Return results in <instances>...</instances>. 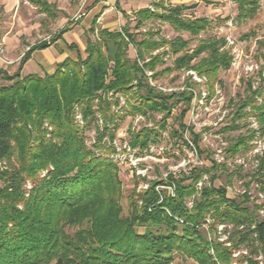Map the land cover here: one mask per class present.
<instances>
[{
	"label": "trees",
	"instance_id": "obj_1",
	"mask_svg": "<svg viewBox=\"0 0 264 264\" xmlns=\"http://www.w3.org/2000/svg\"><path fill=\"white\" fill-rule=\"evenodd\" d=\"M234 1L240 21L254 18L260 9L259 0ZM32 3L50 17L57 15L56 5L48 0ZM187 8L186 4L166 6L163 0H154L132 15L123 11L127 23L121 30L99 29L96 38L87 37L85 58L80 53L77 60L68 58L53 73L22 75L21 69L14 73L0 69V78L10 82L0 85V264H171L176 254L197 264H219L242 247L249 249L248 256L241 255L248 264H258L256 256H264V220L259 206L247 205V191L238 200L229 196L225 185L214 184L217 177L212 172L227 171L226 164L210 159V166L196 165L189 174L175 177L169 173L165 179L149 181L146 189H132L126 215L119 165L96 152L115 150L111 141L129 114L164 113L159 122L165 128L174 107L184 103L179 118L180 126L186 128L183 118L191 108L193 92L188 87L193 83L188 82L187 89L181 91H158L147 83L139 65L145 55L169 45L170 52L181 54L161 74L194 69L208 79L211 89L220 81V72L230 68L233 55L226 48L225 37H212L190 51L189 42L181 36L169 40L156 38L157 31H148L137 38L136 31H131L134 20L135 30L149 20L160 19L193 36L211 26L209 17L185 16ZM67 30L63 27L52 40ZM96 30L94 23L90 32ZM48 45L42 41L31 46L21 63L36 48ZM131 46L136 49L135 58L129 55ZM203 52L207 54L193 63ZM110 62L114 66L108 73ZM161 62L156 55L145 66L154 69ZM248 89L250 95L239 101L235 114L238 119L255 117L259 127L239 135L227 148L230 155L253 149L251 142L258 132L264 135V85L252 91L249 83ZM99 91L107 92L106 96L100 98ZM110 91L128 97L125 114L112 111L115 101L108 97ZM77 107L85 118L84 126L75 118ZM248 107L251 109L246 112ZM93 126L96 141L89 145L86 133ZM239 127L240 123L233 121L225 129ZM187 128L197 153L203 154L200 135ZM159 135V129L143 128L132 133L131 143L144 148ZM185 143L191 148L188 140ZM207 173H212L211 184L199 188L198 182ZM253 176L262 178L264 190V156ZM160 184H174V195L157 190ZM190 199L192 207L187 205ZM219 225H224V241L217 239ZM208 233L216 239L209 241Z\"/></svg>",
	"mask_w": 264,
	"mask_h": 264
},
{
	"label": "rangeland",
	"instance_id": "obj_2",
	"mask_svg": "<svg viewBox=\"0 0 264 264\" xmlns=\"http://www.w3.org/2000/svg\"><path fill=\"white\" fill-rule=\"evenodd\" d=\"M49 1L55 3L57 6V15L55 17L48 16L32 3V0H0L1 59L8 60L17 58L14 64L17 63L23 54L20 52H22V50L24 52L28 45L36 44L42 40L49 41L55 33L57 32L58 34L63 27H67L68 24L83 19L86 12L89 11L90 4L93 2V0ZM129 1L131 3L134 2V0ZM152 1L154 0H141V2H143V7L147 4L151 5ZM163 1L166 6L186 4L188 8L184 10L185 16L192 18L209 17L212 19V24L206 31H202L200 34L193 36L187 31L176 30L169 22L160 19L149 20L139 30H135L134 20L132 21L131 31H136L137 38L144 37L145 33L148 31H157L159 34H157L156 38L162 36L169 40L181 36L184 40L189 42L187 48L192 51V49L202 41L212 37H225L226 40L229 38L234 41L236 48L240 51L241 59L236 66L232 65L231 62V66L228 70H222L220 72V81L214 84L215 91L211 89V83L207 78L199 83L193 79L189 70L194 69H182L161 74V71L166 67L172 66L173 61L181 54V52L178 54L173 53L172 50L170 52L169 45L154 51L152 54L145 55L141 62H139L140 67L143 68L146 73L147 83H149L148 72H152L151 74H153L152 77L154 82L166 88L172 87L176 91H181L184 87L187 88L188 82L193 83L192 87L188 88L193 92L191 107H195V112L194 115H192L189 110L184 116L183 123L186 126L185 129L180 126L179 118L181 111L185 108L186 104L184 103H180L177 107H174L172 115L165 121V128L160 126L161 122L159 121L163 120L162 118L164 117V113L160 112H155L153 114L151 112L147 114L138 113L139 115L145 116V120L140 122L139 125L138 122H135L136 115L133 114L127 115L126 118L122 120L119 132L125 137H129L130 143L132 133L139 132L143 128L159 129L160 132L159 139L156 142H150V144H152L151 153L153 155L148 157L147 160H144L145 164L151 166L147 176L139 177L134 168V164H118L120 176L123 181L124 213L127 215L130 211L127 201L128 194L134 188L140 191L141 189L139 188L141 183H148L155 179H165L172 169L177 172L178 177H181L184 171H188L196 165L210 166V159H214L217 163L226 164L225 166L228 169L225 171V169L220 168L212 172L217 177L214 181L215 186L225 185L229 196L238 200H242V196L247 191V194L250 196L247 205L253 207L257 204L259 206L258 213L260 214V219L264 220V190H262V180H260L262 178L253 176L259 168L260 158L264 156V151L257 155H255L256 153L254 151L252 152V149L240 152L236 155L227 153L228 146L236 140L239 135H246L249 129L253 128L250 117L247 118L244 116L238 119L236 116L235 113L239 106V101L250 95L251 91L248 89L249 83L252 91L264 85V48L261 47V42L264 39V0H259L260 9L254 18H248L242 21L237 19L238 6L234 0ZM158 11H163V9L158 8ZM96 26L98 25L96 24ZM99 29L101 28L99 27L96 30L97 34L91 32L92 38L97 37ZM132 46L129 55L131 58H135L136 50ZM230 46L231 45L227 42L226 48H230L232 53L233 46ZM206 54L207 52L200 54L193 60V63L198 62ZM156 55H160L162 62L154 69L145 66V63L149 62L152 56ZM113 66L114 63L110 62L108 73L112 72ZM156 72H159L158 76H155ZM9 83L10 82L0 78V85ZM157 90L170 93L159 88H157ZM217 90L220 92H217ZM203 91H206L207 98L201 106L195 98V93L198 94L197 99H200L203 96ZM105 93L99 91L97 95L103 98L106 96ZM257 96L258 95H255L254 99H258ZM250 109L251 108L248 107L244 110L247 112ZM233 121H235V123H240V127L237 129H225L231 125ZM188 126L192 131L200 135L199 144L204 151L203 154H198L196 156L192 149L185 143V141L188 140L187 137H191L190 129L188 130L187 128ZM176 130L178 131L177 134H175ZM178 133H182L183 137L180 138ZM86 134L88 136L86 140L87 143L92 136L96 137V128L93 126ZM251 144L254 146L259 145V147L262 146L261 149H264V135H260L257 143L253 141ZM237 157L242 158L244 162L237 161ZM211 174L207 173L204 175L202 181L206 185L211 184ZM27 186L29 187V184ZM159 191H166L168 194L174 195V193L165 186H161ZM189 201H191V199L187 201V205L192 207V204L190 205L188 203ZM141 203L142 201H140V204ZM231 227L232 225H229V230ZM139 229L144 230L143 227ZM203 229L206 233L208 232L207 226ZM218 229L220 237L217 239L218 241H224L227 238L224 233V225H219ZM208 238L209 241L216 239L215 235L212 233H208ZM226 245H229V243H226ZM248 253L249 249L242 247V249L237 252L235 251L232 258L224 260L225 263L219 262V264H248L247 261H242L243 256H241L242 254L248 256ZM256 257L258 264H264L263 254H258ZM171 264L197 263L192 259H184L176 254L175 260Z\"/></svg>",
	"mask_w": 264,
	"mask_h": 264
},
{
	"label": "crops",
	"instance_id": "obj_3",
	"mask_svg": "<svg viewBox=\"0 0 264 264\" xmlns=\"http://www.w3.org/2000/svg\"><path fill=\"white\" fill-rule=\"evenodd\" d=\"M90 5L89 11L86 12L84 18L68 24V30L60 34L57 39L42 40L49 44L47 47L36 48L23 63H21V60L26 51L40 42L28 45L24 52L22 50L20 52L23 53L21 59L15 64L14 62L17 61V58L8 60L0 58V69L9 73H14L21 69L22 75L28 73H39L41 75L53 73L58 65L66 59L77 60L79 53L83 58L87 56V37L91 36L90 31L94 23L98 25L96 29L100 27L110 30H121L127 23V18L124 16L123 11L132 15L138 9L143 8L141 0H134L133 3L129 0H93ZM146 6L150 5L147 4ZM146 6L144 5V7ZM130 25L132 26V22Z\"/></svg>",
	"mask_w": 264,
	"mask_h": 264
},
{
	"label": "built area",
	"instance_id": "obj_4",
	"mask_svg": "<svg viewBox=\"0 0 264 264\" xmlns=\"http://www.w3.org/2000/svg\"><path fill=\"white\" fill-rule=\"evenodd\" d=\"M126 39L128 40L127 36H126ZM227 42L231 46H233V49H232V54H233L232 65L236 66L237 64H239V61L241 59L240 51L236 48L234 41H232L231 39L227 38ZM189 72H190L191 76L193 77V79L198 81L197 83L202 82L203 80H206L205 76H200L194 70H189ZM148 73H149L148 74L149 83L151 84V86H153L155 88H159V89H161L163 91H167V92L176 91L172 87L166 88V87H163L162 85L154 82L153 81L154 79L152 77L153 74H151L152 72H148ZM184 89H187V88L184 87ZM184 89H182V90H184ZM193 90H196V89H193ZM217 92H220V91L217 90ZM202 94H203V96L200 99H197L198 94L195 93V95H196L195 98H196V100H198V102L200 103L201 106L204 104V100L207 98L206 91H203ZM108 97L111 100L115 101V103L112 105V111L113 112L123 115V114H125L128 111V106H127L128 97L126 95H124L123 93H120V92L110 91L108 93ZM117 100H118V102H116ZM195 104H194V106H195ZM189 112L192 113V115H194L195 107H191ZM75 118H76L77 122L81 126L85 125V122H86L85 118L83 116V113L81 112V110H79L78 107L76 108ZM250 118H251V125H252L253 129H258V122L256 121L255 117H250ZM143 120H145V116L139 115V114H138V116L136 115L135 122H138V125ZM99 124L101 126H103L104 120L100 118ZM107 125H109L111 127L114 126V124H111L110 122H108ZM259 138H260V135H259V132H258L257 136L254 139V142L257 143ZM187 139H188L189 144L191 145L192 151L197 156L198 153H197V150H196V147H195L194 143L192 142V140L190 138L187 137ZM106 140H107V137L104 138V141H106ZM89 141L87 142L89 145L93 144L96 141V137L92 136V138ZM111 142L114 145V148H115L114 151H111L109 153H104V152H102L100 150H97L96 151L97 155L98 156H107V157L113 159V161H115L117 164H120V165L123 164V163L134 164V168L136 169V172H137L139 177L147 176V173L151 169V166L145 164L144 160H147L148 157L153 155L151 153L152 144H149L148 146H146L144 148H142L140 145L132 146L131 143H130L129 137H125L124 135H122L119 132V128L116 130V136ZM261 148H262V146L259 147V145H256L252 149V152L254 151L256 153L255 155L260 154L261 152L264 151V149H261ZM238 160H239V162H242V163L244 162V160L242 158H240V157H237V161ZM192 168H190L188 171H184L182 173V175L189 174ZM169 173L173 174V175H176L175 177H178L177 176V172L174 171V169H172ZM149 185H150L149 182L148 183H141L139 189H142V188L146 189V188L149 187ZM202 185H203V181L198 182V187L199 188H201ZM161 186L167 187L168 189L171 190V192L174 193V190H175L174 184H170V185H162V184H160V185H157L156 189L159 190V188ZM188 203L191 205L193 202L191 200Z\"/></svg>",
	"mask_w": 264,
	"mask_h": 264
}]
</instances>
